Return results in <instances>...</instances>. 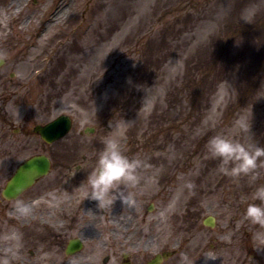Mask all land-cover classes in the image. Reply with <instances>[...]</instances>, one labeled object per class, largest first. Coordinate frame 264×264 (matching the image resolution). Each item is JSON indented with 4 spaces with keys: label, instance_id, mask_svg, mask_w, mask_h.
I'll list each match as a JSON object with an SVG mask.
<instances>
[{
    "label": "rangeland",
    "instance_id": "obj_1",
    "mask_svg": "<svg viewBox=\"0 0 264 264\" xmlns=\"http://www.w3.org/2000/svg\"><path fill=\"white\" fill-rule=\"evenodd\" d=\"M0 58V121L21 128L26 154L45 152L56 173L87 155L88 170L115 137L148 163L130 208L156 205L166 245L186 243L201 264H264V224L245 215L264 167L255 182L233 178L207 151L218 132L242 136V113L264 143V0H0ZM62 113L63 139L26 131ZM83 186L81 201L96 202Z\"/></svg>",
    "mask_w": 264,
    "mask_h": 264
},
{
    "label": "flooded vegetation",
    "instance_id": "obj_2",
    "mask_svg": "<svg viewBox=\"0 0 264 264\" xmlns=\"http://www.w3.org/2000/svg\"><path fill=\"white\" fill-rule=\"evenodd\" d=\"M15 135L12 126L0 122V254L4 248L14 246V241L4 239L12 232L22 239V263L15 264H147L158 254H165L164 222L147 217V207L124 212L116 203L101 209L97 202L79 201L77 190L80 177H84L80 166L76 171L60 170L22 193L7 196L4 191L9 179L22 159L30 155L25 152L30 145L22 144ZM63 177L71 182L64 193L54 188L60 186ZM18 200L30 204L27 214L18 211ZM231 236L238 242L241 238L238 233ZM238 242L227 243L236 248ZM176 244H172L177 246L173 254L158 264H167L176 255L174 264H201L202 255L198 261L186 243Z\"/></svg>",
    "mask_w": 264,
    "mask_h": 264
},
{
    "label": "clouds",
    "instance_id": "obj_3",
    "mask_svg": "<svg viewBox=\"0 0 264 264\" xmlns=\"http://www.w3.org/2000/svg\"><path fill=\"white\" fill-rule=\"evenodd\" d=\"M253 117L254 113H242L234 121V127L240 129L242 136L233 137L218 132L207 141L208 154L219 158L222 172L233 178L247 176L249 182H255L260 175L259 169L264 167V143L256 138L252 130ZM146 167L147 161L142 157L127 155L121 149L117 138L105 139L95 166L87 175V183L91 186L89 198L97 202L98 208L103 209L115 202L110 193L118 190L117 199L122 205L135 206L136 199L132 189L141 182V171ZM255 197L258 202L249 203L245 215L253 223L264 224V183L256 186ZM16 207L19 212L25 214L30 210V204L23 200H18ZM4 239L14 241V246L3 249L0 264H15L22 248V239L16 232L6 234ZM204 255L206 258H216L211 254V250Z\"/></svg>",
    "mask_w": 264,
    "mask_h": 264
},
{
    "label": "water",
    "instance_id": "obj_4",
    "mask_svg": "<svg viewBox=\"0 0 264 264\" xmlns=\"http://www.w3.org/2000/svg\"><path fill=\"white\" fill-rule=\"evenodd\" d=\"M71 127V119L68 115H61L47 125H38L35 127L42 136L52 142L65 135ZM50 167L49 158L44 154L35 155L25 161L17 170L12 187L20 186L24 189L40 176L46 174ZM11 187V188H12Z\"/></svg>",
    "mask_w": 264,
    "mask_h": 264
}]
</instances>
